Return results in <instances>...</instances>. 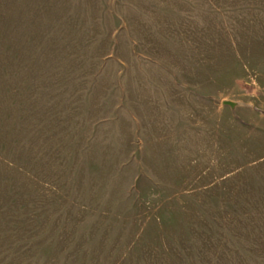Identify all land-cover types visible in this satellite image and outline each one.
<instances>
[{"label":"rangeland","instance_id":"rangeland-1","mask_svg":"<svg viewBox=\"0 0 264 264\" xmlns=\"http://www.w3.org/2000/svg\"><path fill=\"white\" fill-rule=\"evenodd\" d=\"M0 264H264V0H0Z\"/></svg>","mask_w":264,"mask_h":264}]
</instances>
